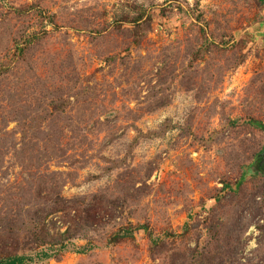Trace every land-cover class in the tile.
Masks as SVG:
<instances>
[{
  "label": "rangeland",
  "instance_id": "obj_1",
  "mask_svg": "<svg viewBox=\"0 0 264 264\" xmlns=\"http://www.w3.org/2000/svg\"><path fill=\"white\" fill-rule=\"evenodd\" d=\"M264 0H0V259L264 264Z\"/></svg>",
  "mask_w": 264,
  "mask_h": 264
},
{
  "label": "trees",
  "instance_id": "obj_2",
  "mask_svg": "<svg viewBox=\"0 0 264 264\" xmlns=\"http://www.w3.org/2000/svg\"><path fill=\"white\" fill-rule=\"evenodd\" d=\"M260 128L264 129V126H259ZM260 160V159H259ZM259 162V161H258ZM262 167H258L257 169H262ZM50 254L48 251H41L40 253H35L31 256H6L2 259H0V264H27V263H33L35 260H45L50 258Z\"/></svg>",
  "mask_w": 264,
  "mask_h": 264
},
{
  "label": "water",
  "instance_id": "obj_3",
  "mask_svg": "<svg viewBox=\"0 0 264 264\" xmlns=\"http://www.w3.org/2000/svg\"><path fill=\"white\" fill-rule=\"evenodd\" d=\"M257 166L258 167H262V166L264 167V149H263V151H262V153L260 155V160H259Z\"/></svg>",
  "mask_w": 264,
  "mask_h": 264
}]
</instances>
